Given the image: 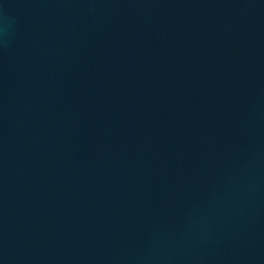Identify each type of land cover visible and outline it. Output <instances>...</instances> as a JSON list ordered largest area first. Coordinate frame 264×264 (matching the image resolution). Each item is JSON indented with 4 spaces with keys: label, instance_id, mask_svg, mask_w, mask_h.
Returning a JSON list of instances; mask_svg holds the SVG:
<instances>
[{
    "label": "water",
    "instance_id": "1",
    "mask_svg": "<svg viewBox=\"0 0 264 264\" xmlns=\"http://www.w3.org/2000/svg\"><path fill=\"white\" fill-rule=\"evenodd\" d=\"M0 264H264V0H0Z\"/></svg>",
    "mask_w": 264,
    "mask_h": 264
}]
</instances>
